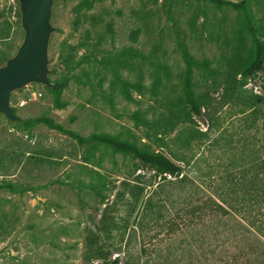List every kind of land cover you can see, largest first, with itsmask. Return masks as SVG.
I'll list each match as a JSON object with an SVG mask.
<instances>
[{"label": "rangeland", "instance_id": "1", "mask_svg": "<svg viewBox=\"0 0 264 264\" xmlns=\"http://www.w3.org/2000/svg\"><path fill=\"white\" fill-rule=\"evenodd\" d=\"M18 7L0 0L12 22L0 40L7 56L25 36ZM247 7L264 40V0ZM51 22L50 78L63 86L13 91L20 120L0 111V183L14 185L0 187V264H264V239L239 216L190 213L264 142V72H247L255 38L243 11L210 0H55ZM41 116L162 152L184 171L160 175L111 145L27 123Z\"/></svg>", "mask_w": 264, "mask_h": 264}, {"label": "trees", "instance_id": "2", "mask_svg": "<svg viewBox=\"0 0 264 264\" xmlns=\"http://www.w3.org/2000/svg\"><path fill=\"white\" fill-rule=\"evenodd\" d=\"M87 1L91 4L93 3V0ZM210 1L220 6L229 4L243 11L246 26L255 38V54L247 68V72L250 75L259 71L264 72V40L258 37L252 16L247 7V0L238 2L232 0ZM9 11L11 13L12 8ZM18 11L21 14L20 2ZM0 17H2L0 22V40H5L9 36L12 22L10 15H5L2 11H0ZM0 57L5 58L7 61L11 56H7L5 51H0ZM188 99L192 109L200 115L202 113L201 105L193 97L192 93H189ZM257 112L258 110H254V113ZM137 118H140L139 114H137ZM35 122H45L50 127L76 138L82 145L101 143L111 145L118 152L138 159L142 164L156 170L160 175L180 176L184 171V166L181 163L176 162L162 152L143 149L129 141L114 139L107 133H94L85 137L75 130L65 128L61 123L55 122L54 119L46 116L27 121L29 125ZM6 186L14 189V185L11 183H0V187ZM214 193L216 198L207 197L200 205L193 206L190 209V213L212 212L222 218L237 215L242 219L241 224L245 233H249L252 238H254L252 234L257 233L264 239V142L254 149L253 156L247 166L227 172L221 177L220 182L215 185ZM179 225H183L182 222Z\"/></svg>", "mask_w": 264, "mask_h": 264}, {"label": "water", "instance_id": "3", "mask_svg": "<svg viewBox=\"0 0 264 264\" xmlns=\"http://www.w3.org/2000/svg\"><path fill=\"white\" fill-rule=\"evenodd\" d=\"M25 36L17 52L0 65V111L13 121L21 117L11 104L13 91L32 82L60 89L50 78L49 44L56 27L51 22L55 0H19Z\"/></svg>", "mask_w": 264, "mask_h": 264}]
</instances>
